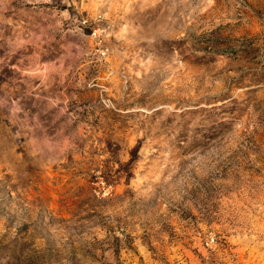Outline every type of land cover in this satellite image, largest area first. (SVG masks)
Segmentation results:
<instances>
[{"label":"rangeland","instance_id":"rangeland-1","mask_svg":"<svg viewBox=\"0 0 264 264\" xmlns=\"http://www.w3.org/2000/svg\"><path fill=\"white\" fill-rule=\"evenodd\" d=\"M0 264H264V0H0Z\"/></svg>","mask_w":264,"mask_h":264}]
</instances>
